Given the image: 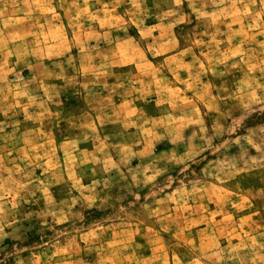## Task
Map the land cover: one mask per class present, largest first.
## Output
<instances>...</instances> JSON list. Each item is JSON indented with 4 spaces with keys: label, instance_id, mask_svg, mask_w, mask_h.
Masks as SVG:
<instances>
[{
    "label": "rangeland",
    "instance_id": "obj_1",
    "mask_svg": "<svg viewBox=\"0 0 264 264\" xmlns=\"http://www.w3.org/2000/svg\"><path fill=\"white\" fill-rule=\"evenodd\" d=\"M0 264H264V0H0Z\"/></svg>",
    "mask_w": 264,
    "mask_h": 264
}]
</instances>
